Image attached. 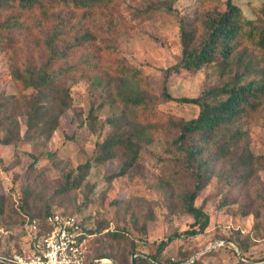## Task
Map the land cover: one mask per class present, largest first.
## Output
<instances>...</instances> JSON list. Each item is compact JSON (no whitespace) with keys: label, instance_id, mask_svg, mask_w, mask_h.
I'll return each instance as SVG.
<instances>
[{"label":"trees","instance_id":"16d2710c","mask_svg":"<svg viewBox=\"0 0 264 264\" xmlns=\"http://www.w3.org/2000/svg\"><path fill=\"white\" fill-rule=\"evenodd\" d=\"M114 1L0 0V48L7 54L8 77L19 89L16 93L0 92V144L23 142L52 158L55 153L48 151V143L62 116L74 110L72 87L80 81L89 83L92 92L107 94L104 101L93 102L85 116L76 112L81 126L94 131L97 112L107 102L117 101L122 108L107 118L111 129L96 143L93 157L63 174V181L55 189L56 196L78 189L91 168L108 160L117 159L120 164V170L109 176V180L128 175L138 164L144 144L153 142L159 131H174L173 142L184 152L185 168L193 179L179 202L194 221L189 228L162 239L154 253H139L134 258L135 264H159V255L172 240L201 235L208 228L210 216L202 205H196V200L210 182L214 164L229 162L231 173L247 180L254 164L259 162L250 146L251 133L247 126L264 101V66H257L250 53L264 51V1L254 19L248 18L234 0H225L194 19L181 17V52L174 64L163 69L164 83L159 93L139 69L116 52L114 44L98 30L82 23ZM36 13L41 19L39 32L32 34V44L19 45V33L28 28L23 18ZM212 66L217 67L223 78L208 85L198 96L174 97L170 93L169 78L174 72L196 73ZM162 101L197 105L199 112L190 119L167 115L157 108ZM21 117H25L24 123ZM29 154L32 157L29 170H32L38 156ZM38 174L37 178L44 180L42 171ZM34 189L32 184L25 185L18 208L11 204V197L5 191L0 192V227L13 228L15 216L23 215L21 224L28 233L30 255L52 229L47 218L56 211L51 209L49 201L32 208L29 200L35 194ZM86 201L92 202L87 195ZM78 209L82 210L83 206ZM77 218L83 231L93 236L108 228L106 221L91 227L82 217ZM33 220H36L34 231ZM125 234L126 231L118 228L108 230L113 240L124 239ZM92 256L113 258L117 264H132L123 255L118 259L107 252ZM247 260L238 258L234 264H264V257ZM170 264L203 263L198 257Z\"/></svg>","mask_w":264,"mask_h":264},{"label":"rangeland","instance_id":"374dc122","mask_svg":"<svg viewBox=\"0 0 264 264\" xmlns=\"http://www.w3.org/2000/svg\"><path fill=\"white\" fill-rule=\"evenodd\" d=\"M223 1L115 0L82 23L114 44L116 52L139 69L159 93L164 83L163 69L174 64L181 52L180 18L194 19ZM263 1L234 0L251 19L257 17ZM23 20L28 28L19 33V45L32 44V34L39 32L41 19L36 13ZM250 53L257 66H264V51ZM7 69V54L0 48V92L16 93L18 86L8 77ZM222 78L216 66L196 73L182 70L170 76L168 88L174 97H194ZM72 93L76 100L74 110L62 116L48 143V151L55 153L52 158L23 142L0 144V192L5 191L11 204L18 208L22 190L32 184L35 188L29 200L32 208L49 201L52 210L82 217L91 227L106 221L108 228L90 238L91 253L107 252L115 259L123 255L132 263L137 254L154 253L162 239L189 228L194 221L179 202L180 195L193 184L185 168L186 156L173 142L174 131H159L153 142L143 145L139 162L128 175L109 180L120 170V164L117 159L108 160L91 168L78 189L56 196L55 189L63 181V174L93 157L96 143L111 129L107 118L122 108L117 101L107 102L97 112L96 128L91 131L80 125L76 112L85 116L91 104L104 101L107 94L92 92L85 81L75 84ZM157 108L164 114L185 119L199 112L197 105L173 101L159 102ZM20 119L25 122V117ZM247 127L251 133L250 146L259 160L252 175L244 180L231 173L229 162H216L210 182L196 200V205H202L210 216L208 228L201 235L172 240L159 255V264L198 257L203 264H234L238 258L253 261L264 257V101ZM29 153L38 156L32 170ZM40 171L44 180L37 178ZM86 195L92 202L86 201ZM81 205L83 209L79 210ZM14 219L13 228L0 227V264H17L13 261L15 256L30 255L28 233L21 224L24 216ZM117 228L126 231L124 239L113 240L108 236V230ZM110 260L117 264L113 258Z\"/></svg>","mask_w":264,"mask_h":264},{"label":"built area","instance_id":"2783aa9c","mask_svg":"<svg viewBox=\"0 0 264 264\" xmlns=\"http://www.w3.org/2000/svg\"><path fill=\"white\" fill-rule=\"evenodd\" d=\"M47 221L52 225L48 235L36 244V250L24 257L15 256L17 264H105V258L93 257L90 248L91 234L83 231L79 219L72 213L55 211ZM36 220L31 230L36 229Z\"/></svg>","mask_w":264,"mask_h":264},{"label":"water","instance_id":"95a60500","mask_svg":"<svg viewBox=\"0 0 264 264\" xmlns=\"http://www.w3.org/2000/svg\"><path fill=\"white\" fill-rule=\"evenodd\" d=\"M110 260V259H109ZM109 263H111V264H114V263H112V261L110 260V262ZM132 264H135V259H134V257L132 258Z\"/></svg>","mask_w":264,"mask_h":264},{"label":"bare ground","instance_id":"6f19581e","mask_svg":"<svg viewBox=\"0 0 264 264\" xmlns=\"http://www.w3.org/2000/svg\"><path fill=\"white\" fill-rule=\"evenodd\" d=\"M105 261H106V262H110V260H109L108 258H105Z\"/></svg>","mask_w":264,"mask_h":264}]
</instances>
